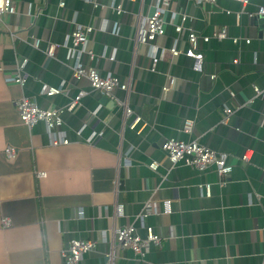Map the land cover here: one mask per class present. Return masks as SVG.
Returning <instances> with one entry per match:
<instances>
[{"label":"crops","instance_id":"crops-1","mask_svg":"<svg viewBox=\"0 0 264 264\" xmlns=\"http://www.w3.org/2000/svg\"><path fill=\"white\" fill-rule=\"evenodd\" d=\"M13 1L15 13L0 18V264H64L71 240L96 242L79 264H264V99L252 89L264 84V17L250 15L264 0L174 2L157 43L183 52L186 32L209 37L197 44L200 71L167 54L150 70L153 49L136 41V30L155 0ZM77 25L92 28L81 63L127 84L114 93L123 106L74 78L65 42ZM220 29L224 39L210 38ZM21 64L23 84L7 82ZM43 85L62 91L46 96ZM79 90L81 104L61 115L65 146L50 145L43 122L21 123L13 104L24 97L40 109L64 108ZM225 108L232 114L223 123ZM168 139L223 154L231 173L171 164L161 150ZM7 146L17 150L12 161ZM146 202L153 211L143 217ZM147 226L160 243H147L142 256L114 244L116 229L144 239Z\"/></svg>","mask_w":264,"mask_h":264},{"label":"built area","instance_id":"built-area-1","mask_svg":"<svg viewBox=\"0 0 264 264\" xmlns=\"http://www.w3.org/2000/svg\"><path fill=\"white\" fill-rule=\"evenodd\" d=\"M177 0H155L151 12L142 19L141 25L136 30V41L140 44H148L150 48L153 49V54L151 56V71L155 70L158 61L163 55L167 54L171 57H176L178 55H184L187 58L193 60V69L200 71L203 62V55L197 52V44L199 39L204 42L209 40V37H200L192 31L186 32V41L188 47L185 51L181 52L175 46L170 48H164L158 45L157 40L165 35L164 27V15L168 13L171 6ZM193 2L204 5V4H214L216 0H192ZM241 3L242 5H247L250 0H233ZM63 6V3H59ZM111 8L116 13H120L121 9L119 5H110ZM16 11L15 3L13 0H0V18L5 15H13ZM251 16H261L264 17V1L258 6L255 13L250 14ZM185 21V17L182 16L181 22L174 25V30L176 33L180 34L185 31L182 23ZM116 26L113 27V32H115ZM92 31L89 26H75L74 30L71 32L67 38L68 44L65 42V46L68 48V59H72L71 70L73 76L76 79H86L90 88L99 91L101 94L106 96L111 100H115L117 104L122 105L114 95L116 90L126 91L127 84L121 81L116 76H101L95 67L85 66L80 61L81 54L85 53L84 47L88 42V35ZM226 37V31L220 29L212 34L210 38L216 40H222ZM248 42V41H246ZM38 40L34 41V46H37ZM68 45V46H67ZM56 46L49 45L46 53L48 56L52 57L54 55V50ZM86 54L90 57H94L93 51L87 50ZM21 64L18 68L16 75L7 78V82H16L20 85L23 84L24 80L21 76ZM173 78H171L168 83L162 88L164 92L170 90L173 85ZM253 93L255 97L264 99V84L263 86H253ZM61 87L55 88L52 86L43 85L41 88V93L46 96H52L61 93ZM86 95L85 91L79 90L78 93L69 101V103L64 108H55L51 110L40 109L33 101L27 98L21 97L14 101V106L16 108L19 120L28 128L33 127L38 122H43L49 131L50 135V145L52 146H65L69 144L61 130L62 117L64 112L74 111L80 104L81 99ZM127 114L130 113L128 109L125 108ZM224 118L222 120L225 123L228 117L232 114V109L225 108L223 110ZM192 122L187 120L184 123L183 131L188 133L191 131ZM161 150L165 154V158L173 165L181 163L187 167L195 169L199 172H204L207 170H213L217 176L220 178H226L232 171V166L226 162V157L223 154H219L215 150L205 147L199 144L197 141H181L177 139L165 140L161 145ZM250 151L244 152L241 156L242 162H248L250 159ZM4 154L7 160L12 161L17 154V150L13 147L7 146L4 149ZM158 164L151 163L149 167L155 169ZM201 190L205 192L206 195L210 194V184H204ZM145 217L149 212L153 211V208L147 202L145 203ZM10 221L7 218L1 220V226L4 228L9 227ZM146 237L142 239L132 227H121L115 230L114 244L120 249H127L132 251L135 255L142 256L147 243H152L158 245L160 243V238L154 233L151 227H145ZM96 246L94 240H71L65 251L62 252V258L64 264H79L81 257L92 251Z\"/></svg>","mask_w":264,"mask_h":264}]
</instances>
